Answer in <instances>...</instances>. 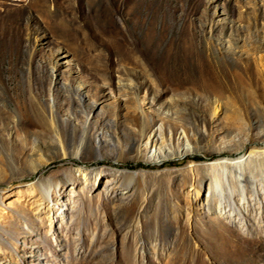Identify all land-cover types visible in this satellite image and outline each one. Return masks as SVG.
I'll return each mask as SVG.
<instances>
[{"label": "rangeland", "instance_id": "374dc122", "mask_svg": "<svg viewBox=\"0 0 264 264\" xmlns=\"http://www.w3.org/2000/svg\"><path fill=\"white\" fill-rule=\"evenodd\" d=\"M0 264H264V0H0Z\"/></svg>", "mask_w": 264, "mask_h": 264}, {"label": "bare ground", "instance_id": "6f19581e", "mask_svg": "<svg viewBox=\"0 0 264 264\" xmlns=\"http://www.w3.org/2000/svg\"><path fill=\"white\" fill-rule=\"evenodd\" d=\"M174 116L178 117V118H183L185 116V114H183V112L181 110H176L174 112ZM56 138L60 142L59 138L57 137V133H56ZM82 143H83V138H81L80 144L77 146L76 150L74 151L73 156H72L73 158H76L80 155V151L82 149ZM248 149H249L248 147H243V149L241 151H239V153H241V154H239L237 158H219V159H214V160H210L207 162L208 166L215 171L212 174V176L210 177V187L212 188V191H214L216 193H220V195H222V193H223L222 178L218 174V170H221L225 174L227 172L228 168L233 167V165L238 166L239 164H241L242 161L245 159L246 152ZM94 150L96 151V149H93V151ZM252 150L253 149H251V151ZM60 155L62 157L67 156V152H66L64 146H62V145H60ZM96 159H97V157H96ZM34 169L37 172L39 171L38 167H35ZM121 173L124 175H135L136 174V172H130L127 170H124ZM237 177H238V181H240V175L239 174L237 175ZM205 181H206V177H202V181L200 183L201 187L204 185ZM43 182H41V181L36 182V187L32 184V182H27V185H28V187H30L35 192L41 193L43 195V197L46 200H48L50 187L49 188L46 187L47 183L44 184ZM52 184H53V188H55V192H56V188L58 187V183L54 182ZM20 185H23V184H20ZM206 217L208 218V220L204 224L205 228H203L202 230L206 229L209 231L207 233L206 237L203 236L204 240L207 241L208 243H215L218 241H227L229 235L226 232H229L230 230L235 229L237 226L236 223L234 221L230 220L228 217L221 218L220 216H214L212 214H208V215H206ZM175 224H176V227L180 228V229L183 227H186V222H183V220L181 218ZM193 224L194 223L192 222L191 228L194 227L192 229L196 233H198V231L200 230V227H197L195 225L193 226Z\"/></svg>", "mask_w": 264, "mask_h": 264}]
</instances>
